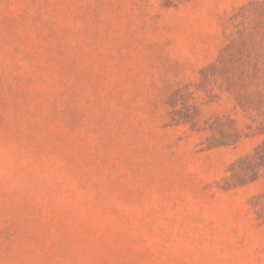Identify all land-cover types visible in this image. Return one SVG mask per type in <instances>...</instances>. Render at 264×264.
<instances>
[{
	"label": "rangeland",
	"instance_id": "374dc122",
	"mask_svg": "<svg viewBox=\"0 0 264 264\" xmlns=\"http://www.w3.org/2000/svg\"><path fill=\"white\" fill-rule=\"evenodd\" d=\"M0 264H264V0H0Z\"/></svg>",
	"mask_w": 264,
	"mask_h": 264
}]
</instances>
